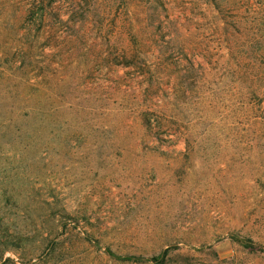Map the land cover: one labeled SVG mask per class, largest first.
Masks as SVG:
<instances>
[{"label":"rangeland","instance_id":"rangeland-1","mask_svg":"<svg viewBox=\"0 0 264 264\" xmlns=\"http://www.w3.org/2000/svg\"><path fill=\"white\" fill-rule=\"evenodd\" d=\"M0 264H264V0H0Z\"/></svg>","mask_w":264,"mask_h":264}]
</instances>
